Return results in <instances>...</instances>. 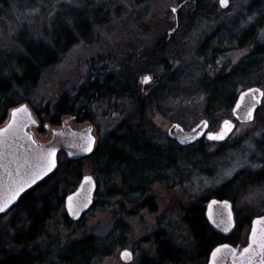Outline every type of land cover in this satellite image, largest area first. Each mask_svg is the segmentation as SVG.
I'll list each match as a JSON object with an SVG mask.
<instances>
[{
	"label": "rangeland",
	"instance_id": "rangeland-1",
	"mask_svg": "<svg viewBox=\"0 0 264 264\" xmlns=\"http://www.w3.org/2000/svg\"><path fill=\"white\" fill-rule=\"evenodd\" d=\"M219 1L204 0L207 13L202 16L193 9V0H0V67L5 65V54L13 58L24 56V51L17 43L25 44L32 38L48 45L53 30L65 27L68 22L74 24L82 19L91 20V16L99 9L108 13L102 24L92 23L87 40L79 42L55 65L40 72L35 89L26 99L42 117L52 113L54 104L63 95H72V91L88 83L97 74L103 77L119 75L120 71L129 74L131 87L143 98L158 87L157 81L151 82L152 78L157 79L163 73V67L160 66L164 63L182 82L181 88H176L177 85L166 87L160 99L154 105L142 108V112L154 128L158 140L163 146L173 148L188 172L186 178H182L183 183L174 187L154 183L147 186L139 202L129 204L120 195H112L120 189L119 179L109 176L99 184L101 197L95 196V209L86 214L82 221L70 223V226L65 223L64 202L54 207L53 201L54 208L49 212V218L44 220L36 231V240L30 244L40 251L41 258H47L43 255L47 253L50 254L48 258L56 261L68 242L87 236L108 240L106 242L112 246L116 231L122 238L121 246L109 247V254L104 255L101 264H121L119 256L123 250L132 253L130 264H139L142 258L154 259L155 234L158 232H163L162 238L171 239L184 247L192 257L193 245L182 225L181 210L202 197H212L222 187H228L227 193L233 196L241 230L237 241L245 244L250 221L264 214V177H254L263 167L253 163L264 157V97L254 120L249 124L236 123L235 130L225 143L215 144L204 139V156L198 161L199 171L188 164L187 153L177 150L178 146L168 141L166 136L172 124L178 123L185 131H189L207 117L204 115L199 89L194 86L192 91L187 90L191 89L189 84H198L203 75L212 79L221 71L231 70L249 52V48L222 52L212 63L203 57L208 62L205 63L197 53L198 48L215 33L221 23L234 17L248 21L251 5L258 0H227L225 10L220 8ZM227 30L230 28L221 31V34L228 35ZM263 36L264 27L260 39ZM166 39L168 45L164 56L153 63L152 55L158 51L157 44ZM207 57H211L209 53ZM145 77L150 78L148 83L143 82ZM4 80L12 81L11 75L0 74L1 86ZM256 84L264 95V72L260 76L254 73L237 80L233 90L235 100L243 89ZM0 92H4V89L0 88ZM3 96L5 101L20 102L22 95ZM187 99L190 101L187 102ZM115 105L119 109L115 112H105L99 105L90 112L100 138L115 129L120 122L128 120L136 123L140 116L131 98L112 102L109 107L115 108ZM231 108L211 116L215 123L212 131L216 132L224 120L232 119ZM66 123L72 128L78 127L69 118ZM51 128L57 127L40 123V128L35 130L36 138L46 139ZM60 169V175L55 180L58 182L55 197H60L65 190L68 194L78 186L79 181L72 178L77 170L80 178L93 175L89 160L80 161L78 166L68 169L64 164ZM238 177L249 180L233 182ZM108 193L110 197H107ZM141 204L144 205L139 208ZM31 206L36 213L42 211L40 203ZM130 212H133L132 215ZM29 227L28 220H25L19 209L14 208L0 217V259L3 254L11 252L16 228L25 230ZM119 228H122L123 235L118 231ZM182 258H187V254L177 257V260ZM205 263L206 258H197L183 264Z\"/></svg>",
	"mask_w": 264,
	"mask_h": 264
},
{
	"label": "trees",
	"instance_id": "trees-1",
	"mask_svg": "<svg viewBox=\"0 0 264 264\" xmlns=\"http://www.w3.org/2000/svg\"><path fill=\"white\" fill-rule=\"evenodd\" d=\"M192 6L202 16L207 13L204 11V9H207L204 0H193ZM248 16H250V21H240V18L234 17L233 20L230 19L221 23L215 33L198 48L197 53H199V56L204 57L206 61L211 63L222 52L249 48L248 54L231 70L221 71L212 79H208L206 75H203L198 84H189L191 89L187 90L192 91L194 86L199 89L203 98L204 115L206 116L211 117L214 113L233 106L235 102L233 90L236 87L237 80L245 79L254 73L260 76L261 72H264V36L260 39V32L264 27V0L254 2ZM107 17L108 13L99 9L96 14L91 16V20L82 19L81 22L74 24L68 22L65 27L53 30L48 45L29 37L27 43H17L24 51V56L13 58L8 54L4 55L5 65L0 67V74L11 75L12 81L7 82L4 80L2 86L0 85V88L4 89V92H0V126L6 120L10 109L22 103L30 106V102L26 98L35 89L40 72L55 65L60 57L79 42L87 40L92 30V23L102 24ZM227 27L230 28V30H227L228 35L221 34V31L227 29ZM167 45L168 42L159 46V48L157 47L158 51L152 55L153 63L156 60L158 61L159 56H164ZM208 53L211 56L210 58L207 57ZM206 61L205 63H208ZM162 69L163 75L160 78L159 85L149 95L138 99L128 97L132 99L140 114L137 122L132 123L128 120L120 122L115 129L100 138L94 153L88 159L98 185L97 197H101L99 184L109 176H116L119 179L120 189L113 192L112 195H120L129 204L139 202L144 197L147 191L146 188L149 185L159 183L167 187H174L183 183L182 178H186L188 172L185 171L179 157H177L172 147L162 145L154 132V128L142 112V108L154 105L160 99L159 97L166 87L177 85L176 88H181L180 78L178 79L169 67L166 66ZM121 72H119V75L110 74L107 77L99 74L94 75V78L92 77L88 83L72 91V95H63L54 104L53 111L48 116L42 117L35 110L34 112L42 124L49 123L51 126L60 125L61 120L67 116L74 118L77 125L85 122L96 125L90 114L93 106L99 105L106 111L113 110L115 112L119 109L116 108V105L115 108H110L112 102L123 100L127 93H136L131 87L132 81L129 74H122ZM256 86L259 85L256 84ZM15 94L22 95L20 102H8L9 99L5 101L3 95L15 96ZM96 95V100H93ZM189 101L190 99H187V102ZM173 144L175 143L173 142ZM204 145L205 141L202 140L187 148L178 147L177 150L187 153L188 164L198 169V161L203 159L204 156ZM65 159V156L60 154L56 173L26 193L20 199L18 206L15 207L24 214L30 227L25 230L16 228L15 241L10 248L11 252L6 255L3 254L0 264H101V259L104 255L109 254L111 247L121 246L122 238L117 231L114 233V241L111 240V242L113 241L112 246L108 244L109 242H106L108 240H101L95 236H87L74 242H68L60 258L56 261L48 258L50 254L47 253L43 254L47 258H41L40 251L30 246L37 238L36 231L43 225L44 220L49 218L51 209L62 204L67 195L65 190L60 197L54 196L58 189V182H55V180L60 175V168L64 164L68 169L74 165L78 166L80 163ZM77 171V174L74 173L72 178L75 181H80V173L79 170ZM67 173L68 171L64 176ZM239 179L238 177L233 182ZM227 188H221V191H226ZM221 191L215 192L213 195L218 199L230 198L229 195H224ZM108 195L110 194L108 193L107 197L111 196ZM209 198L210 196L202 197L181 210L182 225L186 228L193 245L192 257L184 247L178 246L171 239L162 238L163 232H158L155 234L154 259L142 258L139 264H183L193 262L197 258H207L210 250L220 239L208 227L204 219L202 204ZM53 201L55 202L54 207L52 206ZM38 203L42 205L40 213L34 212L31 206ZM143 205H139V208ZM94 209L95 204L87 214ZM131 213L133 212H130V215H132ZM64 218L67 226H70L71 222L65 214ZM83 218L84 216L78 222L82 221ZM118 231L123 235L122 228H119ZM240 232L241 230L238 227L237 235H240ZM236 238L238 239L237 236ZM227 241H231V239L229 238ZM184 254H187V258L178 261L177 257H182Z\"/></svg>",
	"mask_w": 264,
	"mask_h": 264
},
{
	"label": "water",
	"instance_id": "water-1",
	"mask_svg": "<svg viewBox=\"0 0 264 264\" xmlns=\"http://www.w3.org/2000/svg\"><path fill=\"white\" fill-rule=\"evenodd\" d=\"M220 6L225 9L227 2L222 6L220 0ZM262 99L263 91L260 88L252 87L242 91L232 109L233 118L240 124L250 123ZM18 109L24 111H17ZM67 118L71 120L70 117H64L60 127L49 129L48 137L39 140L35 136V130L40 128V122L28 104L22 103L8 111L5 122L0 126V204L13 196L15 199L4 212H0V216L10 212L26 193L55 174L60 153H64L72 162L85 159L94 153L98 141L95 126L85 122L72 128L66 123ZM229 125L230 131L225 132L224 123L219 133L206 134V120L199 122L189 132L184 131L178 124H172L167 131V137L181 147L195 144L204 136L209 141L219 143L234 129L233 124L229 122ZM216 135H223V139H209V136ZM89 146L91 151L87 150ZM53 161L55 167L48 171ZM85 177H91V182H86ZM21 188L23 191H20ZM96 190V181L91 175H87L83 176L77 188L65 197L64 209L71 222L79 221L92 208ZM69 197H72L71 206ZM204 217L208 226L222 236H228L235 229L234 213L229 201L210 199L205 204ZM261 244H264V216L251 221L244 247L217 246L210 252L207 264H257L263 254L264 248ZM245 249L248 251L245 252ZM124 252L130 255L126 258L122 255ZM132 257L128 250L121 251L119 256L121 264H130Z\"/></svg>",
	"mask_w": 264,
	"mask_h": 264
},
{
	"label": "flooded vegetation",
	"instance_id": "flooded-vegetation-1",
	"mask_svg": "<svg viewBox=\"0 0 264 264\" xmlns=\"http://www.w3.org/2000/svg\"><path fill=\"white\" fill-rule=\"evenodd\" d=\"M185 2H188V0H186ZM193 3V2H192ZM194 7H195V4L193 5ZM219 6H220V1H219ZM220 8H221V6H220ZM195 9V8H194ZM222 9V8H221ZM226 9V8H225ZM225 9H222V10H225ZM206 9H204V11H205ZM198 12H200V11H198ZM168 40L166 39V40H161V41H159V44H157V47L159 48V46H162L164 43H166ZM158 59H160V56L158 57ZM167 66V64L166 63H164L162 66H160V67H166ZM169 66H167V68H168ZM163 75V73L160 75V77L159 78H157V79H154V78H152L153 79V82H151V83H154L155 81H157V83L159 84V81H160V78H161V76ZM148 76H152V75H148ZM153 77V76H152ZM126 95V97H133V98H136V99H138L139 98V95H141L140 93H127V94H125ZM96 98H97V95L95 96V99H93V100H96ZM234 105V104H233ZM95 106H97V105H95ZM95 106H93L92 108H91V110L93 109V108H95ZM233 107V106H232ZM261 107V106H260ZM117 111V110H116ZM105 112H107L106 110H105ZM257 112L258 111H256L255 112V114H254V118H255V116H256V114H257ZM232 116V115H231ZM254 118H253V120H254ZM206 121H207V123H208V130H207V133H210V134H215V133H219L221 130H222V126H223V124L225 123V121H228V122H230L231 124H233L234 125V129L231 131V133L226 137V139L223 141V142H220V143H215V144H223V143H225L228 139H229V137H230V135L233 133V131L235 130V127H236V121L234 120V119H231V120H229V119H227V120H224L222 123H221V125H220V127H219V129L216 131V132H214V131H212V125L213 124H215L214 123V120H213V118L212 117H210V116H207L206 117V119H205ZM252 120V121H253ZM251 121V122H252ZM95 126V129H96V133H97V131H98V127L96 126V125H94ZM98 145V144H97ZM97 147V146H96ZM262 155H264V149H262ZM255 165H258V166H260V167H263V169H262V171L261 172H258V173H256V175H254V177H260V178H263L264 177V157H262V159H257L255 162H253ZM247 178H249L250 179V176H247ZM246 178V179H247ZM246 179L244 180V178H240L239 179V181H246ZM249 179H247V181L249 180ZM222 188H225V187H222ZM228 190V188L226 189V191H221V193L222 194H227V195H229L227 192ZM221 201H223V200H226V201H229L231 204H232V210H233V212H234V218H235V224H236V227H235V231L233 232V233H231L230 235H228V236H222V235H219V234H216L220 239H219V241H218V243L216 244V246L215 247H217V246H221V245H228V246H230V247H233V248H237V247H243L244 245H242L241 244V242H240V240L239 241H237V238H236V236H237V229H238V219H237V213H236V209H235V202L233 201L234 199H233V196L231 197L230 196V198L229 199H227V198H222V199H220ZM264 215V214H263ZM249 226H250V223H249V225H248V228H249ZM232 237H234V238H232ZM231 239V241H227V239ZM210 253V252H209ZM209 253H208V255H207V258H206V263L205 264H207V261H208V256H209ZM261 257L262 258H259V260H258V262H257V264H264V249H263V254L261 255Z\"/></svg>",
	"mask_w": 264,
	"mask_h": 264
},
{
	"label": "snow or ice",
	"instance_id": "snow-or-ice-1",
	"mask_svg": "<svg viewBox=\"0 0 264 264\" xmlns=\"http://www.w3.org/2000/svg\"><path fill=\"white\" fill-rule=\"evenodd\" d=\"M227 0H221V5L224 6L226 4ZM148 80L149 78L148 77H145L144 78V83H148ZM17 111H24V109H18ZM13 115H15V113H13ZM231 130V126L229 125V122L228 121H225V132L227 131H230ZM209 139H216V140H219V139H223V135H216V136H209ZM88 151H91V147L89 146ZM54 155V153H53ZM55 167V161L52 162L51 166L49 167L48 171H51L52 168ZM39 178V177H37ZM85 181L86 182H91V177H85ZM33 183H35V180H33ZM20 191H23V188L20 189ZM19 193H17L18 195ZM15 199V196H13L11 199L7 200L5 203L3 204H0V212H4L6 208H8V206L12 203V200ZM69 202H70V206H71V201H72V197H69ZM253 235H255V229H253ZM262 248H264V244H261L260 245ZM225 247H227V245H225ZM217 252L219 251V249L216 250ZM248 249H245V252H247ZM124 257H128L130 254L128 252H124L122 254ZM213 255H215V253H213Z\"/></svg>",
	"mask_w": 264,
	"mask_h": 264
}]
</instances>
